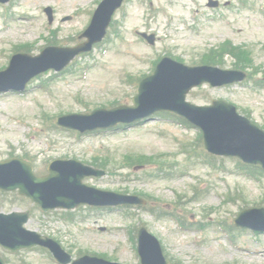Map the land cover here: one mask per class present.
<instances>
[{
    "label": "rangeland",
    "instance_id": "obj_1",
    "mask_svg": "<svg viewBox=\"0 0 264 264\" xmlns=\"http://www.w3.org/2000/svg\"><path fill=\"white\" fill-rule=\"evenodd\" d=\"M96 1L14 0L8 20L3 16L5 6L0 4V67L8 62L7 56L13 53L15 44L31 42L39 52L47 43L46 38H51L52 30H56L58 41L74 42L73 37L78 36L88 24ZM208 1L152 0L147 4L141 0H130L127 12L120 11L116 17L123 24V38L106 42L74 64L76 70L80 66L82 69L86 65L91 66L89 72L69 70L57 76L44 73L40 79L46 80V85H36L25 96H0V158L8 157L10 153L28 152L37 156L36 169L42 172L54 157L71 156L91 161L108 156L114 161L126 153H177L176 160L188 169L185 175L177 169L167 178L160 179L150 174L154 167L140 166L121 169L117 173L107 171L106 176L94 177L88 183L105 189H127L131 193L148 192L163 200V209L166 210L173 209L170 204L180 195V215L196 225H206V228L203 231L190 228L184 232L178 229L172 217L157 218L140 207L134 208L130 215L119 210L100 212L81 208L76 214L78 218L83 215L86 218L70 222L59 218L58 213L41 212L17 192H0L1 211L31 208L27 227L57 238L73 257H79L80 251H88L136 264L139 258L130 233L132 228H139L144 222L160 238L167 257L182 259L185 264H264V233H258L260 239L257 240L250 231H236L241 246L237 247L214 224H231L243 208L256 204L264 206V176L247 175L235 158L218 159V164L226 166L224 171L212 170L200 160L190 162L185 154L179 153V145L180 139L195 136V128L185 129L170 118L155 117L121 131L78 137L73 131L54 127L47 129L42 116L44 112L90 111L109 104L115 98L122 103H130L136 86L126 81V74L147 73L151 67L149 62L170 50L185 63L192 64L204 50L230 39L237 45L252 49L256 64H262L264 15L259 11V4L264 0H247L245 6L240 0H220L223 4L217 9L209 8ZM47 5H52L56 11V21L52 24H49L44 11ZM68 15L70 19L61 22V18ZM184 20L187 21L183 23ZM136 30L156 33V45H148ZM226 60L227 68L231 66L232 59L228 57ZM248 84L221 88L205 84L194 89L188 98L199 104L211 103L217 98L232 100L241 106L240 112L248 108L264 121V89L252 88L251 83ZM77 95L85 100V104L76 100ZM45 134L52 137V141L49 142ZM195 185L201 194L189 201ZM240 191L245 193L247 201L227 200L229 192L236 194ZM210 208L213 210L209 212ZM250 249H259L261 253L249 254L247 250ZM0 254L7 264H59L48 252L36 248L14 253L0 246Z\"/></svg>",
    "mask_w": 264,
    "mask_h": 264
}]
</instances>
